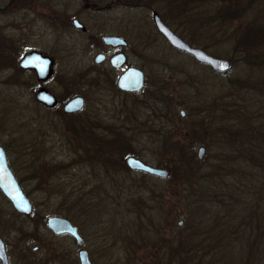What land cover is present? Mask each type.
I'll return each mask as SVG.
<instances>
[{
    "label": "rangeland",
    "instance_id": "obj_1",
    "mask_svg": "<svg viewBox=\"0 0 264 264\" xmlns=\"http://www.w3.org/2000/svg\"><path fill=\"white\" fill-rule=\"evenodd\" d=\"M172 1L0 0V145L33 205L30 215L19 214L0 192L9 264H79L81 249L91 264L160 257L164 264L173 234L184 245L194 234L195 242L209 244L199 264H264V242L255 239L264 234V71L250 62L251 51L264 50H256L253 32L239 46L242 30L264 22V0H251L247 9L204 1L187 17L176 15ZM153 13L232 69L215 73L172 48L155 29ZM108 35L126 39L127 64L144 74L140 91L116 89L124 68H112L108 59L95 64ZM31 50L53 58L44 86L60 99L84 98L79 113L65 117L37 103L39 83L18 66ZM82 131L87 139L77 136ZM171 144L174 151H167ZM129 156L170 174L133 170ZM191 161L195 173H183ZM50 216L68 219L82 243L54 234Z\"/></svg>",
    "mask_w": 264,
    "mask_h": 264
},
{
    "label": "water",
    "instance_id": "obj_2",
    "mask_svg": "<svg viewBox=\"0 0 264 264\" xmlns=\"http://www.w3.org/2000/svg\"><path fill=\"white\" fill-rule=\"evenodd\" d=\"M152 20L156 30L165 38L168 44L182 52L191 55L196 61L207 64L210 68L219 74L229 72L233 65L226 59H219L213 57L200 48L191 47L189 44L184 42L178 35H176L168 26H166L160 16L157 13H153ZM80 29L85 30V27L78 21L74 22ZM102 42L106 45L113 46H124L126 42L124 38L119 36H104ZM105 56L101 53L97 54L94 58L95 64L103 62ZM110 64L114 68H119L126 62V56L124 53H118L113 55L110 60ZM18 66L21 69L33 70L38 80L46 79L52 71V59L49 56L43 55L41 52L33 50L26 53L18 62ZM226 66V67H225ZM144 74L137 67H129L123 74L117 79L118 89L125 92H138L143 87ZM35 99L43 104L54 103L55 99L51 92L41 88L35 93ZM84 100L81 96H76L70 99L64 105V111L67 113H73L79 111L83 107ZM204 154V148L198 149L197 158L201 159ZM128 167L133 170H140L151 175L166 177L170 174V171L163 168H157L145 164L140 159L135 157H128L125 160ZM0 192L2 195L11 203L13 209L23 215H30L33 210V205L23 191L19 181L10 169L7 161V156L4 148L0 145ZM47 227L54 234H70L78 244L82 243V238L77 232V228L71 224V222L63 217L51 216L47 218ZM181 225V222H179ZM79 264H91L88 254L85 250L78 252ZM0 262L1 264H8L7 255L5 251V245L0 239Z\"/></svg>",
    "mask_w": 264,
    "mask_h": 264
},
{
    "label": "trees",
    "instance_id": "obj_3",
    "mask_svg": "<svg viewBox=\"0 0 264 264\" xmlns=\"http://www.w3.org/2000/svg\"><path fill=\"white\" fill-rule=\"evenodd\" d=\"M161 1L163 2V1H166V0H161ZM204 1H214V0H198V1L197 0H174V1L170 2V3L172 5V10L176 13V15L187 17V16L192 15L194 10L198 7V4H200L201 2H204ZM216 1L219 4H220V2L221 3L224 2V0H216ZM250 1L251 0H225V3L229 4V5L233 6V7H238V6H241V5L245 4L244 8L247 9L248 8V4L250 3ZM244 8H242V9H244ZM238 15H239V11L233 17H237ZM222 17H224V16H222ZM259 23L260 24H258V23L255 24V26H257L256 30L248 29V30H242L241 31L242 39L239 42V44H240L239 46H241L242 43L243 44L247 43L248 39L250 41L249 34L251 32H253L254 34H251L250 37H256L258 39V42H259V45H260L259 47H256V50H258V49L264 50V22H262V20H261ZM253 47H254V45H253ZM250 55L253 56V58L250 60V62H252L253 65L256 64L257 66H262L261 70L264 71V51L263 52H261V50L260 51H256V52L251 51ZM260 78H261L260 83L262 84L261 86H264V74ZM240 111H242L243 114H245V117L248 116V115H253L254 114V113H249V112H247L245 110H240ZM255 117L256 118L260 117L259 113H256ZM82 132L83 133L78 132L77 136L79 138L81 136V138L87 139L86 131H82ZM167 138L168 137H166V139ZM89 140H90V142H89L90 145H93V146L94 145H100L97 142V140H99V139H96V140L95 139L94 140L89 139ZM172 144L177 146L178 143H172ZM172 144L170 145V148L167 151H174V148H173ZM112 149H114V147H112ZM118 152H119V155L122 154L121 153L122 152L121 149H120V151L118 150ZM128 154H132V153H128ZM180 161H181V156L179 158V162ZM181 163H184V162H181ZM193 163H194V161H191V162L187 163L186 165H184L183 168H182L183 173H191V172H193L192 174H194L195 171H191V172L189 171L191 169V167H193ZM186 166H188V170L187 171H186ZM206 176H208V175H205V177ZM193 180H195V179L193 178ZM208 192L209 191H207L206 194H208ZM192 220H193V218H192ZM196 235L197 234H194L192 236L195 237ZM192 236L191 237L189 236V238H188V245H184L181 241H179V240L177 241V235L173 234L172 239L170 238L168 240V242L165 244L166 256L165 255H161V256H165L164 257L165 258V263L164 264H199V263H196L197 260H199V258H201L203 256L205 258V252L207 250H210L211 248H209L208 247L209 244L205 243L204 241L195 242L194 239L196 240V238L193 239ZM256 236H257V240H260V241L264 242L263 231H262V235H261L262 236V240L260 239L261 238L260 235H258V234L255 235V239H256ZM187 252L191 253L190 254V258L191 259L185 258V254ZM192 253H193V256H194V254L197 255V253H198L199 254L197 256L198 258L195 259V260H194V258L192 259ZM152 255L158 256L155 252H153ZM162 258L160 257L155 263H153V262L152 263H147V262L145 263L143 261L142 264H163V261L161 262V260H163ZM206 262H208V260L203 261L201 263L206 264Z\"/></svg>",
    "mask_w": 264,
    "mask_h": 264
},
{
    "label": "flooded vegetation",
    "instance_id": "obj_4",
    "mask_svg": "<svg viewBox=\"0 0 264 264\" xmlns=\"http://www.w3.org/2000/svg\"><path fill=\"white\" fill-rule=\"evenodd\" d=\"M75 25V24H74ZM76 26V25H75ZM74 26V27H75ZM78 29H80V28H78ZM80 31L82 32V33H85L86 32V29L85 30H82V29H80ZM116 36H119V37H122V38H124L123 36H121V35H116ZM124 40H125V42H126V45H124V46H113V45H106V44H104L103 42H102V38H101V43H102V45H103V48H104V46H105V49H104V51H106V52H104V51H100L99 53H101V54H103L104 56H105V58H104V60H103V62L102 63H100V64H96V65H98V66H101L105 61H106V59H108V63H109V65L111 66V64H110V62H109V60H110V58L113 56V55H116V54H118V53H124L125 54V52L124 51H122V49L123 48H125L127 45H128V43H127V41H126V39L124 38ZM122 48V49H121ZM109 50H111V51H109ZM109 51V52H108ZM43 55H46V54H44L43 52H41ZM98 53V54H99ZM107 53H109L110 54V56L107 58V56H108V54ZM46 56H48V55H46ZM125 56H126V54H125ZM22 57V56H21ZM51 59H52V66H51V68H52V71H51V74L46 78V79H43V80H38L37 79V75H36V73L33 71V70H24V71H28L29 73H31L32 75H33V77H34V79H35V81L37 82V83H39L38 84V88H37V90L35 91V92H37L39 89H41V88H44V89H46L48 92H51L52 93V95L54 96V99H55V101H54V103H49V104H43V103H40L39 101H37L36 99V101H37V103H39L41 106H43V107H45L46 109H49V110H55V109H57L56 111H58V112H60L61 111V113L62 114H64L63 116H65V117H71V116H74V115H76L77 113H79L80 111H78V112H75V113H72V114H68V113H66L65 111H64V105H65V103H66V101H68L70 98H72V97H75V96H81V95H73V96H71V97H69V98H67L66 100L65 99H60L59 98V94H56L54 91H52L51 89H49L48 87H46V86H44V82L45 81H47L48 79H50L52 76H53V70H54V67H53V58L51 57V56H49ZM127 61H128V58H127V56H126V62L124 63V64H122V66L120 67V68H116L117 70H119V69H122V68H124L122 71H121V73L118 75V77L116 78V80H115V87H116V89L118 90V91H120V92H122V93H125V94H127V95H131V93H133V92H125V91H122V90H120V89H118V87H117V79L119 78V76L121 75V74H123L124 73V71H126L129 67H132L131 65H128L127 64ZM112 68H114V67H112ZM115 69V68H114ZM82 97V96H81ZM34 98H35V93H34ZM83 98V97H82ZM84 99V98H83ZM84 103H85V101H84ZM64 117V118H65ZM82 127H84V125H82ZM82 127H81V129H82ZM63 234H65V233H63ZM68 235V234H67ZM60 236V235H59ZM6 254H7V251H6ZM7 259H8V255H7ZM0 264H1V262H0ZM8 264H9V261H8Z\"/></svg>",
    "mask_w": 264,
    "mask_h": 264
},
{
    "label": "snow or ice",
    "instance_id": "obj_5",
    "mask_svg": "<svg viewBox=\"0 0 264 264\" xmlns=\"http://www.w3.org/2000/svg\"><path fill=\"white\" fill-rule=\"evenodd\" d=\"M226 67V66H225Z\"/></svg>",
    "mask_w": 264,
    "mask_h": 264
}]
</instances>
